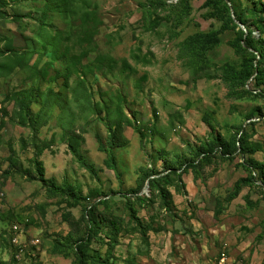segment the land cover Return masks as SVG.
<instances>
[{
  "label": "rangeland",
  "instance_id": "obj_1",
  "mask_svg": "<svg viewBox=\"0 0 264 264\" xmlns=\"http://www.w3.org/2000/svg\"><path fill=\"white\" fill-rule=\"evenodd\" d=\"M227 1L0 0V264H264V0Z\"/></svg>",
  "mask_w": 264,
  "mask_h": 264
},
{
  "label": "trees",
  "instance_id": "obj_2",
  "mask_svg": "<svg viewBox=\"0 0 264 264\" xmlns=\"http://www.w3.org/2000/svg\"><path fill=\"white\" fill-rule=\"evenodd\" d=\"M73 1L74 0H44L45 12H47V13L59 12V13H65V14L72 13V12H74ZM223 1H225V3H227L226 5H228V7L231 9V5L229 4L230 2L227 0H223ZM232 14L235 18V21H237L241 25H243L245 27L246 31H248V33L250 34L249 27L246 25L242 15L235 14V12H233ZM229 20L231 23L232 22L235 23L232 16H231V18H229ZM263 26H264V22H263ZM249 43H251L249 40L245 41L246 46H244V47L247 48V46H250ZM15 58H16L17 62H20V64L18 63V67L24 68L25 63L23 62V59L18 55L17 51L15 54ZM258 68H259V66L257 64L256 66H254L253 72L255 73L257 71V74H258V71H259ZM61 75L65 79L64 84H68L69 83V77L71 76V74L69 73V69L67 68V66H65L63 72L61 71ZM249 77H250V75L248 76V78ZM258 77H259V74H258V76H256V78H253V81L257 82ZM29 108L30 107L28 106L26 109L29 111L30 110ZM29 115H30V113H29ZM242 142H244V136L242 139L239 140V145H240L241 152L243 153V155H246V152L242 147ZM39 167L41 168V170H40L41 180H44L45 174H44L43 165L40 164ZM247 167L250 169V171H253L257 174L258 178H260V181L262 180V171L259 168L254 167L253 164H251V163L247 164ZM167 171L170 172L172 170L168 169ZM160 174H161V176H159V179H160V177H162V179H163V181H165V183H169V181L167 179V175H165L164 173H160ZM159 179H157V180L151 179L150 183L153 184L154 186L156 185L159 193L161 194V198L163 199L166 210L170 211L171 207H170L169 201L171 200V194L166 189L162 188L161 186H158V183H156V181H159ZM51 187H52V191H54V192H61V193L65 194L67 196H70V197L75 196V194L72 191H70L69 189L57 188V187H53V186H51ZM89 224H90V226H89V231L87 234L86 242L90 241L92 239V237L94 236L96 230L101 228L100 224L94 219L93 216H89ZM105 226H107L108 232H109V240H108L107 244L109 246L108 250L110 251V253H109V256H110L112 254V252L114 251V249L120 244L119 235H120V230H121V224H120V221L117 220L116 218L112 217L111 215H107L106 220H105ZM109 260H110V258L107 257L101 263H97V261H96V264H109Z\"/></svg>",
  "mask_w": 264,
  "mask_h": 264
},
{
  "label": "water",
  "instance_id": "obj_3",
  "mask_svg": "<svg viewBox=\"0 0 264 264\" xmlns=\"http://www.w3.org/2000/svg\"><path fill=\"white\" fill-rule=\"evenodd\" d=\"M231 16L233 18V20L235 21V18L233 16V14L231 13ZM235 23L243 30V31H246L245 27L243 25H241L239 22L235 21Z\"/></svg>",
  "mask_w": 264,
  "mask_h": 264
}]
</instances>
